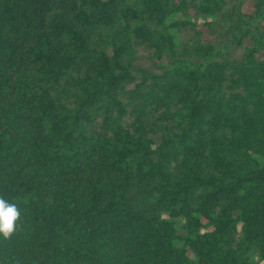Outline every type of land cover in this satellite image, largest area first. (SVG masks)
<instances>
[{
    "label": "trees",
    "instance_id": "trees-1",
    "mask_svg": "<svg viewBox=\"0 0 264 264\" xmlns=\"http://www.w3.org/2000/svg\"><path fill=\"white\" fill-rule=\"evenodd\" d=\"M0 264H264V0H0Z\"/></svg>",
    "mask_w": 264,
    "mask_h": 264
},
{
    "label": "clouds",
    "instance_id": "clouds-1",
    "mask_svg": "<svg viewBox=\"0 0 264 264\" xmlns=\"http://www.w3.org/2000/svg\"><path fill=\"white\" fill-rule=\"evenodd\" d=\"M20 222L21 211L18 206L0 196V237L4 241H10L17 233Z\"/></svg>",
    "mask_w": 264,
    "mask_h": 264
}]
</instances>
